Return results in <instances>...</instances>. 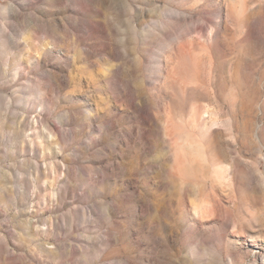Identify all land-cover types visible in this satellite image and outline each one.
<instances>
[{"label":"rangeland","instance_id":"374dc122","mask_svg":"<svg viewBox=\"0 0 264 264\" xmlns=\"http://www.w3.org/2000/svg\"><path fill=\"white\" fill-rule=\"evenodd\" d=\"M0 264H264V0H0Z\"/></svg>","mask_w":264,"mask_h":264}]
</instances>
